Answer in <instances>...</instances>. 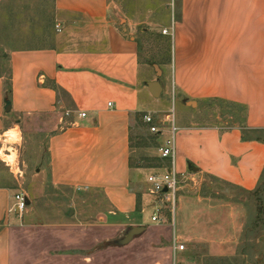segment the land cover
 Wrapping results in <instances>:
<instances>
[{"label": "crops", "instance_id": "0c3cea01", "mask_svg": "<svg viewBox=\"0 0 264 264\" xmlns=\"http://www.w3.org/2000/svg\"><path fill=\"white\" fill-rule=\"evenodd\" d=\"M54 7L62 21L59 33H65L61 43L17 47L5 54L8 68L0 73V132L9 133L22 118L53 120L56 130L47 142L50 184L88 193L90 199L103 202L105 211L94 215L88 227L77 214V221L48 226L49 243L66 251L46 262L104 264L93 256L79 260L75 251L94 248L131 228H144L143 234L171 231L168 221L160 226L142 222V216L154 209V198L147 196H152L151 186L143 176L160 170L137 166L132 159L135 124L141 116L156 112L147 87L154 80L148 70L143 72L147 67L141 63L139 39L133 32L137 24L126 15L122 22L113 1L54 0ZM177 7L171 23V79L185 109L193 112L189 123L180 120L175 170L191 175L196 183L181 187L168 244H155L154 250L166 252L167 257L159 255L155 260H171L174 238L185 246L181 256L188 251L192 258V253L205 251L211 258H233L247 211L232 197L219 198L218 186L251 194L264 173V140L257 139L264 131V0H179ZM161 86L162 97L169 85L162 81ZM216 100L243 109L242 121L229 128L213 125L205 104ZM197 115L201 124L195 123ZM14 195L10 188L0 187V264L29 261L15 260V239L22 230L17 216L9 212ZM84 216L89 215L83 212ZM39 219L33 207V231L41 225Z\"/></svg>", "mask_w": 264, "mask_h": 264}, {"label": "rangeland", "instance_id": "374dc122", "mask_svg": "<svg viewBox=\"0 0 264 264\" xmlns=\"http://www.w3.org/2000/svg\"><path fill=\"white\" fill-rule=\"evenodd\" d=\"M111 1L117 4V15L120 19L126 15L137 24L133 27V32L139 39L141 63L147 67L143 72L148 70L151 79H159L169 85L166 94L160 99H152L151 109L156 110L152 116L163 118L167 114H174L179 130L180 120L189 123L188 118L193 111L185 109L179 94L174 90L170 69L173 37L163 34L168 27L170 31L173 27L171 23L177 16L179 0ZM121 21L123 22V19ZM61 22L54 7V0H0V73L7 71L8 66L4 58L8 49L54 47L57 42L61 43L65 34H60L57 29L58 23ZM10 38L20 41H12ZM205 105L215 126L229 128L244 117L243 109L234 104L216 100L206 102ZM201 118L197 115L195 123L201 124ZM52 122L53 120L47 118L41 121L36 118H22L21 123L13 126L15 128L9 133L0 132V187L10 188L13 194H23L30 202L18 223L22 233L15 239V260H29L26 264H29L30 260H40L39 264H47L46 260H54L55 257H63L65 254L64 246L57 244L53 247L49 243L51 238L47 232L48 226H63L77 221V218H74L76 214L81 222L85 221L87 227L91 226L94 223L91 220L96 219L94 215L99 214L104 207L100 199H90L88 193L56 188L50 184L47 142L49 135L56 130L51 125ZM133 131L132 159L135 165L152 168L170 166L168 161L158 157L157 149L161 145L166 146L167 141L171 140V127L163 128L161 135H153L143 121H138ZM147 160H159L160 163L150 165ZM157 169L160 170V175L164 174V169ZM143 177L146 181L148 173ZM218 187L222 190L219 198L226 200L232 197V202H241L247 211L245 231L237 254L233 258L215 259L207 256L205 251H196L192 256H198L199 259L194 260L193 257L187 256L189 253L185 251L184 256L178 255V261L183 264H264V173L257 191L251 194L239 195L232 190H225L222 186ZM207 191L206 188L204 193L207 194ZM147 196L153 199V196ZM33 207L37 215H40L41 225L36 231L30 227ZM71 211L73 214L70 216ZM83 212L89 216L81 218ZM153 213L154 209L142 216L145 225L154 224L151 220ZM167 217V224L171 225L170 232L149 230L129 244L121 246L117 243L127 236L128 230H124L94 248L75 251V257L83 260L93 256L103 260L104 264H171V260H155L159 255L167 257V253L154 250L158 245L161 247L166 244L174 230L171 215L168 214ZM27 225L29 227H26Z\"/></svg>", "mask_w": 264, "mask_h": 264}, {"label": "built area", "instance_id": "2783aa9c", "mask_svg": "<svg viewBox=\"0 0 264 264\" xmlns=\"http://www.w3.org/2000/svg\"><path fill=\"white\" fill-rule=\"evenodd\" d=\"M57 29L60 32L61 28L57 25ZM174 27L171 31L164 30L163 34L172 36ZM111 106V104L109 105ZM81 117H85V114H81ZM158 117V116H157ZM152 115L146 114L143 116V123L148 127L149 132L153 135H161L162 129L165 127H171V140L167 141V145H161L158 151V157L161 160L170 161V167L164 168V174L160 175L158 172L148 176L147 183L151 186V195L154 198L153 208L154 213L151 220L156 225H164L167 223L165 212L168 211L171 216L175 215L177 208V195L181 190V187L187 182H194L191 175L185 173H178L175 170V157H176V133L178 131L176 127L174 114H167L163 118H157ZM167 192H164V190ZM13 206L9 212L17 216L19 220L22 219L23 214L27 210L26 196L23 194H15L13 196ZM185 250V246L181 245L177 238L172 240L171 244V264H182L178 261V255Z\"/></svg>", "mask_w": 264, "mask_h": 264}, {"label": "water", "instance_id": "95a60500", "mask_svg": "<svg viewBox=\"0 0 264 264\" xmlns=\"http://www.w3.org/2000/svg\"><path fill=\"white\" fill-rule=\"evenodd\" d=\"M147 87L149 88L151 95L155 99H159L161 97L163 88L161 86V82L159 79L154 81V82L148 83ZM5 111L7 113H9L11 111L10 102H6ZM164 192H167V190L165 189ZM26 203H27V205H29V200L27 197H26ZM71 214H73V212H71ZM144 232H145V229L141 228V227L131 228L128 231L127 236L123 240L119 241L117 244H119L121 246H125V245L129 244L132 240H134L137 236H140L141 234H143Z\"/></svg>", "mask_w": 264, "mask_h": 264}, {"label": "trees", "instance_id": "16d2710c", "mask_svg": "<svg viewBox=\"0 0 264 264\" xmlns=\"http://www.w3.org/2000/svg\"><path fill=\"white\" fill-rule=\"evenodd\" d=\"M6 102H9L8 100L6 101ZM141 120L143 121V116H141ZM139 121V120H138ZM248 134V133H247ZM246 138H249V137H247L246 135H245V139ZM258 140L259 139H263L264 140V131H262L261 132V137H258L257 138ZM148 161V163L151 165V164H154L155 162H157V163H160V161L159 160H147ZM133 165V164H132ZM161 165V164H160ZM143 168H148V169H151L152 168V166H148V167H143ZM153 168H156V167H153ZM157 168H161V169H163L164 167L163 166H157Z\"/></svg>", "mask_w": 264, "mask_h": 264}]
</instances>
